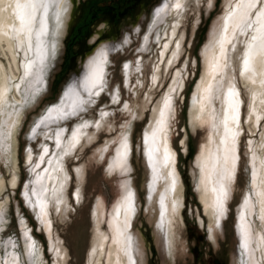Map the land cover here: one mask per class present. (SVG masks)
I'll use <instances>...</instances> for the list:
<instances>
[{
  "label": "rangeland",
  "instance_id": "obj_1",
  "mask_svg": "<svg viewBox=\"0 0 264 264\" xmlns=\"http://www.w3.org/2000/svg\"><path fill=\"white\" fill-rule=\"evenodd\" d=\"M163 2L167 0H74L63 44L50 59L42 82L30 88L32 77L20 79L24 50L16 55V64L10 52L7 55L0 46V61L10 85L7 102L0 106V180L4 182L0 194V264H12L14 258L17 264H109L110 218L124 197L128 180L137 195L138 209L131 225L143 241L144 264H246V230L241 216L247 196L254 204L253 214L247 219L252 229L251 247L256 261L264 264V225L256 212L250 149L251 140L258 143L261 139L264 117L258 125L249 120L254 87L240 75L252 30L240 33L230 47L226 77L221 80L222 85L232 80L239 90L241 131L237 167L233 175L223 178L228 196L223 199L222 210L215 214L219 216L214 215L211 221L201 199L199 157L211 134L217 132L214 124L219 122L223 106L215 86L213 117L202 120L196 115V94L204 77L213 26L226 7L224 0H186L187 7L179 17L171 10L159 23H153L155 11ZM177 21L174 42L182 39V44L177 61L169 66L175 43L164 61L161 54ZM95 34L97 40L91 45ZM106 41L113 46L105 71L106 87L99 97L90 98L80 60ZM81 55L84 57L80 59ZM126 63L128 67L124 68ZM158 69L160 75L154 83L152 78ZM74 86L75 92H69ZM35 89L40 91L33 95ZM260 90L264 100V86ZM76 93L80 99L94 102L81 105L84 111L73 115L69 102ZM114 98L119 102L114 103ZM165 98L171 102V107L165 109L166 138L176 156L180 179L177 195L182 206L179 212L169 213L168 228L158 231L156 218L149 213L153 205L148 198L150 170L145 134L152 127L155 108L160 103L163 106ZM50 107L54 108L51 118L33 133ZM56 107L69 115L64 118ZM101 112L109 116L101 119ZM85 121L89 126L80 127ZM97 121L100 127H96ZM78 131L79 144L72 147V134ZM128 132L130 171H111L116 150ZM44 213L50 221L51 238L45 230ZM217 221L219 227L215 226ZM213 228L217 244L211 237ZM100 238L104 248L98 246ZM33 243L35 249L30 247ZM30 251H35L36 256H30Z\"/></svg>",
  "mask_w": 264,
  "mask_h": 264
},
{
  "label": "bare ground",
  "instance_id": "obj_2",
  "mask_svg": "<svg viewBox=\"0 0 264 264\" xmlns=\"http://www.w3.org/2000/svg\"><path fill=\"white\" fill-rule=\"evenodd\" d=\"M236 3H237V0H224L226 10L224 12V15L213 26L214 28L210 35L211 43H209L210 45L208 44L209 47L207 46L208 50L206 53L205 73H204V77L202 81L199 83V86L197 88V94H196L197 96L196 103H197V110H198L197 111L198 113H196V115L198 114L197 116H199L200 119L202 120L206 119L207 116L213 117V105H212L213 96L212 94L214 93L213 90L215 86H217L219 89L218 91H220L221 101H222V106H223L221 107L222 115L219 119V122L217 121L218 123L214 124V126L217 127V132L216 131L215 132L218 134L217 136L214 135L215 132L211 134L210 142L208 143V145H205L203 147L201 151V155L199 157V164L201 166V169H200L201 170V179H200L201 183L200 184L202 188L201 199L204 203L206 213L209 215L211 221L216 216L215 214H217L215 205H216L217 196L220 195V192H219L220 186L221 184H224L225 186L227 185L223 178L225 177L228 178L230 177V175L234 174L233 171L237 167L238 158H239L237 150H238V141L240 138V131H241L240 115H241L242 100L240 97L239 90L235 86V83L232 80H226V82L224 80L223 82L225 83H223V85L221 83V80H223L222 78L226 77L225 72H226V68L228 65V62H227L228 52L231 49L230 47H232L235 44V39L241 33L239 29L234 28L235 21L233 20L227 21L228 32L226 34V39L221 42L222 46H221V43H217V41L220 40L222 28H223V25L225 24V18L227 17V14L229 13V11H231L233 7L236 5ZM66 6L68 8V11L62 17V20H63L62 24H59L58 26V21L56 19V13L58 11L56 0H53V3L49 5V12H48L47 20H46V28H47L48 35L44 37L43 39L47 42L49 46L53 42L56 43L57 45L56 53L60 45L63 44L64 37L69 30L72 10L74 8V0H67ZM5 7H6V3H0V8H5ZM165 13H168V11ZM165 13H162L158 18L155 16V20L153 23L157 24L159 23V21L163 20ZM173 13L178 15V17L180 15V14H177L174 9L172 10V14ZM38 16H39V13H38ZM14 17H15V13L11 9H9L8 11H0V32L4 30H7L9 32L11 31V24L7 22L9 21V19L14 20ZM252 19L254 20L255 17L253 16ZM179 22L180 21L175 22L170 30L169 42L165 44L167 45V47H165L164 45V48L162 50L163 51L161 54L162 61H164L167 51H169L171 44L174 42V39L177 36V32L179 29V26H178ZM15 23L18 26V21H15ZM257 27L259 26L254 23L253 27L251 28L252 30L251 36L256 34L255 29ZM248 32H249V29H247L244 33L247 34ZM127 36L125 37L126 40L128 39ZM50 38L51 40H49ZM0 40H4V44L2 45V47L8 49L6 54L8 55V52H10L14 63L17 64L16 54L12 51L6 39L3 36H0ZM96 40H97V35L95 34L93 37H91L90 44L92 45L93 43L96 42ZM147 40L148 38L144 39L143 41L144 45H146ZM177 42L179 43V47H177V43L174 42L175 48H173L174 51L171 52L170 59L168 60L169 66L173 64L175 61H177L178 56L180 54L182 39L178 40ZM112 47L113 46L111 45V43H109V41L102 42V43H99L97 47L92 49L87 54L83 62L84 81H86L85 77L88 75V66H89L90 61L95 59L99 55V53H101L102 51L107 52V56L109 60V50H111ZM27 55L29 58H32L34 56V52H28ZM242 62H243V59H242ZM10 64H11V61H10ZM168 65H166V67ZM253 65H254L255 71L251 73L245 72L242 78L245 80V82L250 83L254 87V88H251L252 102L250 104V116H249L250 119L249 120L253 119L254 124L258 125L259 121L264 117V103H263L264 100L262 99L263 91L260 90V87L264 86V57L256 56L253 60ZM106 66H107V63L104 66L105 71H106ZM11 67L13 69L12 64H11ZM242 69H243V63H241V71ZM159 71L160 69L156 70L153 75L152 79L154 83L158 82V78L160 75ZM15 75L16 73H14V76ZM253 80L255 81V83H253ZM218 82H220L222 86H220ZM209 85H211V91H205ZM86 86L90 87L87 81H86L85 87ZM233 86H234L235 91L238 92V95L229 97L228 88L233 87ZM5 87L8 89L7 96H6V102H7L8 94L10 91V85L8 83V79L6 78L4 66L2 62L0 61V89H4ZM95 90L97 89H94V91ZM75 99H76V96H74L72 100L69 102V104H71V107L73 104V100ZM6 102L0 104V106H3ZM161 105L162 104L160 103L155 108L154 111L156 114L155 113L154 114L156 116H154V119L152 121L153 122L152 127L145 134V141L147 143V150H146L145 155H146V158L149 159V170H150L149 181L147 183L148 184L147 189L149 190L148 198H149V202H152V205H153V209H150V212H149L150 217L154 219L156 218V222H157L156 225H157L158 231H165L164 229H167L168 228L167 226L171 222L169 213L173 211V204H175V210L173 212H176V211L179 212V208L180 206H182V202L178 198V195H177L178 193L177 188H178L180 179H179V175L177 173L176 167H175V162H176L175 157L176 156H175V153L173 152V149L170 146L169 141L166 138V129L168 127L167 121H166L167 119L166 111H165V117H164V120H165L164 124L163 125L157 124V121L161 119L160 110L164 107V105L163 106ZM225 116L228 117V120H227L228 131L225 130V124H224ZM235 116H238V120H239L238 124L236 120L233 119V117ZM257 117H261V119L257 120ZM78 133L79 131L77 132V134ZM236 133H238V135H235V138H233L234 134ZM126 135H127V142H128L127 170H123L121 168L113 166L114 161L117 159V152L120 150V145L117 148L113 162L111 163L109 167L111 171L115 169H119L124 174H128L130 171L129 161H130V154H131L130 132H128ZM77 136L80 138L79 134ZM254 142L252 140L250 141V149L252 152L251 153L252 154L251 156L252 187L255 189L256 199L258 203L256 212L258 213V216L264 225V198L257 195V193L264 191V155H263L264 154V130H263L260 141L258 143L256 142L254 143ZM165 152H167L169 155V160L167 164H165ZM30 158H31V154L29 152L28 160ZM169 173H171V175H169ZM253 173H255V176L253 175ZM173 179L175 180V190L174 191L172 190ZM11 183L14 186L15 178L12 180ZM126 185H127V190H131L133 192L132 204H133L134 211L129 210L128 204L124 199L126 195V189H125L124 197L122 198V200H120L119 204L117 203L118 205L115 207V210L113 211L111 218H110V227L112 230V244L110 247L108 263L109 264H129L128 255L131 254L138 259V264H144L146 255L144 256L145 252H144L143 241L136 232L132 231V225H131L132 219L135 216V213L137 212V209H138L137 198H136L137 195H136L135 189L131 185L130 180L127 181ZM3 187H4V182L3 180H0V194L2 193ZM213 189H216V191H213ZM227 190H228V187H227ZM161 197H163V205L161 204ZM253 205H254L253 201L251 200L249 196H247L243 204V209H242L243 214L242 216L240 215L241 222L243 223L244 228L248 234V241H247L248 246L247 248H245L247 250L246 258L248 260L246 264H259L256 261V257H255L256 253L254 252V248L251 247V242L253 241V236L251 232L252 229H251L250 222L247 220L249 215L253 214V208H254ZM149 208H150V205L147 204V211L149 210ZM46 210L47 209H45V212H47ZM161 212L164 213L163 216H161ZM218 216L219 215H217L216 217ZM217 219L215 218V220ZM43 220H44V226H45L47 235L48 237H50L51 235L50 221L46 217L45 213H44ZM158 233H161V232H158ZM211 234H212L211 236L212 239L214 240L215 244H217L216 242L217 235L215 233L214 228L212 229ZM129 236L132 238V249L130 250V253L129 251H126V248H127L126 238ZM101 239L103 238H100V240ZM261 240H262V237H261ZM98 246L104 248L103 240L100 241ZM94 253L97 254V251H94Z\"/></svg>",
  "mask_w": 264,
  "mask_h": 264
},
{
  "label": "snow or ice",
  "instance_id": "obj_3",
  "mask_svg": "<svg viewBox=\"0 0 264 264\" xmlns=\"http://www.w3.org/2000/svg\"><path fill=\"white\" fill-rule=\"evenodd\" d=\"M0 3H6L5 8H0V11H8L9 9L13 10L15 13L14 20L9 19L7 23L11 24V31L4 30L0 32V36H3L8 45L11 47L12 51L19 55V50L25 51V59L21 65L23 68V76L20 78L22 81L26 80L28 77H32L33 79L28 82V87L35 83H40L43 80L44 74L46 73L49 61L51 58H54L56 55L57 45L55 42L51 43L49 46L47 42L43 39L48 35L46 28V20L49 12V5L53 3V0H0ZM57 4V13L56 19L59 24H62L63 15L68 11L67 8V0H56ZM187 7L186 0H167V2L162 3V7H158L155 11V16L158 18L162 13L167 11L175 10L177 14H180ZM39 13V16H38ZM255 17L253 20L252 17ZM233 20L235 21L234 28L239 29L243 34L247 29L253 27L255 23L259 27L255 29L256 34L250 37L248 42L247 50L244 53L243 58V69L240 75H244L245 72H254L255 68L253 65V60L256 56L264 57V0H237L236 5L233 7L231 11L227 14L225 18V24L223 25L220 40L217 43H221L226 39V34L228 32L227 21ZM15 21H18V26ZM38 25V26H37ZM4 44V40H0V46ZM222 46V43H221ZM167 47V45H165ZM177 47H179V43L177 42ZM8 49L5 48V52L7 53ZM34 52V56L29 58L27 53ZM108 63L107 52L102 51L99 55L90 61L88 66V75L85 77L86 81L90 85L87 88V94L91 98L93 96L99 97L100 94L105 90L106 80H105V64ZM128 64H124V68H127ZM253 83L255 81L253 80ZM17 88L19 85L16 86ZM94 89H98L93 91ZM27 91V89H26ZM40 89H35V93H38ZM205 91H211V85ZM8 89L5 87L4 89H0V104L6 102ZM69 92H75V86L69 89ZM67 95V93H65ZM238 92L235 91L234 86L228 88V96L233 97L237 96ZM26 101L29 97L26 95ZM94 101L91 100H82L79 97V93H76V99L73 100L72 114H76L77 111H84L81 107L83 104L92 103ZM114 103H118V98L113 99ZM231 106V105H230ZM125 108L128 107L127 104L124 105ZM171 107V102L169 98H165L164 107L160 110L161 119L157 121L158 125H163L165 120V109H169ZM235 110V109H234ZM54 111L53 108L47 109V115L42 117L40 121L35 125L32 129V132L35 133L36 128H39L41 124L51 118V114ZM57 111L66 118L69 113L65 112L63 109H57ZM101 119L109 116L108 112L100 113ZM236 120L237 124L239 122L238 116L233 117ZM261 117H257V120H260ZM228 117L225 116L224 124L225 130L228 131L227 127ZM88 122L85 121L80 127H88ZM96 127H100V122H96ZM73 145L75 147L76 144H79V137L76 132H73ZM155 135V133H154ZM238 135V133L234 134ZM127 157H128V142L127 135L125 134L121 143L120 150L117 152V159L114 161V167L121 168L123 170H127ZM169 160V155L165 152V164H167ZM171 175V173H169ZM255 176V173H253ZM126 195L124 197L125 201L128 204V208L130 211H134L133 208V192L131 190H127ZM172 190H175V180L172 181ZM216 191V189H213ZM220 195L217 196L216 200V210L220 211L223 208V199H226L228 196L227 187L224 184H221L219 189ZM258 196L264 198V191L257 193ZM161 204L163 205V197H161ZM175 210V204H173V211ZM164 213L161 212V216ZM216 227H219V222L217 221ZM27 235V233H25ZM127 239V248L126 251L132 249V238L129 236ZM248 234L245 233V240L243 247L247 248L248 246ZM15 246V245H13ZM31 249H35V244L33 243ZM29 255L32 257L36 256L35 251H30ZM129 264H138V259L133 255H128ZM13 264H17L15 258L13 260Z\"/></svg>",
  "mask_w": 264,
  "mask_h": 264
},
{
  "label": "water",
  "instance_id": "obj_4",
  "mask_svg": "<svg viewBox=\"0 0 264 264\" xmlns=\"http://www.w3.org/2000/svg\"><path fill=\"white\" fill-rule=\"evenodd\" d=\"M83 62H84V59L80 60L81 68L83 67Z\"/></svg>",
  "mask_w": 264,
  "mask_h": 264
},
{
  "label": "flooded vegetation",
  "instance_id": "obj_5",
  "mask_svg": "<svg viewBox=\"0 0 264 264\" xmlns=\"http://www.w3.org/2000/svg\"><path fill=\"white\" fill-rule=\"evenodd\" d=\"M89 46H90V44H89ZM89 46H88V47H89ZM82 57H84V56H83V55L79 56L80 59H81Z\"/></svg>",
  "mask_w": 264,
  "mask_h": 264
}]
</instances>
